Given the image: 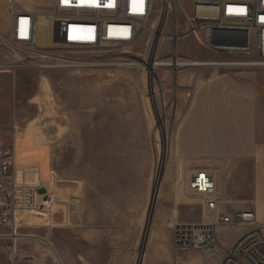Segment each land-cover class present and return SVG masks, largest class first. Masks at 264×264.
<instances>
[{
    "label": "rangeland",
    "instance_id": "1",
    "mask_svg": "<svg viewBox=\"0 0 264 264\" xmlns=\"http://www.w3.org/2000/svg\"><path fill=\"white\" fill-rule=\"evenodd\" d=\"M29 1L23 0L25 5ZM21 5L32 13L47 14L51 0H33L28 8ZM66 26L40 17L38 46L94 45L81 43L73 26ZM151 47V36L144 29L133 44L121 49H53L49 55L58 60L44 62L46 68L26 63L0 69V145L13 148L18 172L40 177L39 193L57 189L61 201L68 195L79 197L78 216L71 214L68 226L54 225V230L60 228L61 244L80 248L94 260V233L102 230V253L96 254L103 256L101 264L113 251L117 264H164L163 259L167 264H214L212 256L196 251L174 255L163 246L174 220L195 223L202 218L198 199L183 191L192 164L175 151L177 129L185 117L178 109V97L188 96L199 79L224 76L255 86L264 98V66L178 68L174 99L167 67L149 72L142 65ZM171 48L181 61L223 59L208 51L196 35L174 44L160 40L158 59L168 61ZM188 103L184 101L183 108ZM56 209L64 211L61 205ZM59 213L55 223L62 221ZM20 218L25 224L46 223L34 212H22ZM239 230L220 228L218 241L230 242ZM82 232L89 237H81ZM18 234L22 236L20 229ZM47 235L46 230L49 242L52 236Z\"/></svg>",
    "mask_w": 264,
    "mask_h": 264
},
{
    "label": "built area",
    "instance_id": "2",
    "mask_svg": "<svg viewBox=\"0 0 264 264\" xmlns=\"http://www.w3.org/2000/svg\"><path fill=\"white\" fill-rule=\"evenodd\" d=\"M50 7L47 14H37L24 10L15 0L9 1L10 27L6 33H0V69H13L26 63L46 68L44 62L58 60L49 55L53 49H121L133 44L144 29L151 36L152 47L142 65L151 72L164 63L173 81L174 99L177 98L178 68L264 66V0H51ZM40 17L46 21H62L67 29L73 26L81 43L94 42V45L40 48L37 44ZM224 32L245 34V45L212 44L213 35ZM190 35H196L208 51L223 59L181 61L174 48L168 61L158 59L155 51L160 40L167 39L174 44ZM66 63L81 65L73 61ZM227 165L228 161L223 159L216 161V167L189 166L183 191L186 196L198 199L205 219L199 223L174 220L171 249L174 255L196 251L212 256L216 258L214 264H264V224L257 221L252 210H230L231 203L218 193L216 178ZM41 186L42 181L36 174L31 176L16 170L13 148L0 145V240L9 242L11 253L15 242L22 237L18 230L26 225L20 218L22 212L43 215L48 235L56 224L57 206L64 207V211H59L64 226L69 225L71 214L78 216L77 195H68L61 201L57 189L39 193ZM224 227L240 230L230 242L221 244L217 229ZM41 241L47 244V239Z\"/></svg>",
    "mask_w": 264,
    "mask_h": 264
},
{
    "label": "crops",
    "instance_id": "3",
    "mask_svg": "<svg viewBox=\"0 0 264 264\" xmlns=\"http://www.w3.org/2000/svg\"><path fill=\"white\" fill-rule=\"evenodd\" d=\"M9 1L0 0V33H6L10 27ZM15 1L21 7V4L25 5L23 0ZM29 2L26 8L33 4V0ZM178 98V109L184 111L185 117L177 129L176 153L189 160L192 167H216L217 160L226 159L227 168L216 178L218 193L231 203L230 210H252L257 221L264 224L262 95L255 86L241 82L240 78L213 76L195 81L189 88V95L184 97L181 94ZM187 99L189 103L183 108ZM195 203L199 206V202ZM200 211L202 218L195 223L205 219L201 208ZM60 224L57 221V227ZM58 229L52 230L49 234L51 241L47 240L46 244L41 241L47 238L44 237L46 223L22 226V237L15 242L13 253H9L8 241L0 240V264H101L98 262L103 261V256L97 257L96 254L102 253V230L94 233L95 259L92 260L80 248L72 249L61 244ZM79 235L87 239L90 234L82 232ZM163 242L164 248L172 250L171 234ZM117 261L116 251H113L103 264H117ZM163 262L168 263L164 259Z\"/></svg>",
    "mask_w": 264,
    "mask_h": 264
},
{
    "label": "water",
    "instance_id": "4",
    "mask_svg": "<svg viewBox=\"0 0 264 264\" xmlns=\"http://www.w3.org/2000/svg\"><path fill=\"white\" fill-rule=\"evenodd\" d=\"M238 37V40H236ZM246 35L236 33H215L212 37L214 45H245Z\"/></svg>",
    "mask_w": 264,
    "mask_h": 264
},
{
    "label": "bare ground",
    "instance_id": "5",
    "mask_svg": "<svg viewBox=\"0 0 264 264\" xmlns=\"http://www.w3.org/2000/svg\"><path fill=\"white\" fill-rule=\"evenodd\" d=\"M38 28H39V23H38ZM37 44H38V32H37ZM160 66H164V63L161 62ZM175 90V89H174ZM25 223V222H24Z\"/></svg>",
    "mask_w": 264,
    "mask_h": 264
}]
</instances>
